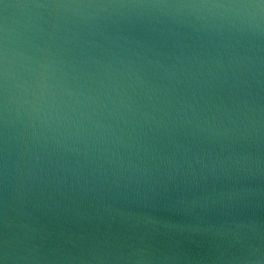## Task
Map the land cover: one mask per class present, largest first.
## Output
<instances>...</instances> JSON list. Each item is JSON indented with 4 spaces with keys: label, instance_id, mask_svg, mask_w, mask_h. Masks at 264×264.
Returning <instances> with one entry per match:
<instances>
[{
    "label": "water",
    "instance_id": "water-1",
    "mask_svg": "<svg viewBox=\"0 0 264 264\" xmlns=\"http://www.w3.org/2000/svg\"><path fill=\"white\" fill-rule=\"evenodd\" d=\"M0 264H264V0H0Z\"/></svg>",
    "mask_w": 264,
    "mask_h": 264
}]
</instances>
